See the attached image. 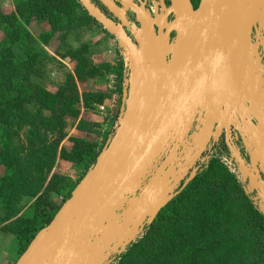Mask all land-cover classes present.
I'll return each instance as SVG.
<instances>
[{
	"label": "water",
	"instance_id": "obj_1",
	"mask_svg": "<svg viewBox=\"0 0 264 264\" xmlns=\"http://www.w3.org/2000/svg\"><path fill=\"white\" fill-rule=\"evenodd\" d=\"M166 1L152 17L135 0H77L125 53L122 113L94 164L14 264H115L194 179L220 109L233 118L239 103L249 167L232 148L229 156L264 216V40L251 43L253 31L264 33V0H199L196 8ZM194 121L200 126L191 132ZM185 145L190 150L180 151Z\"/></svg>",
	"mask_w": 264,
	"mask_h": 264
},
{
	"label": "trees",
	"instance_id": "obj_2",
	"mask_svg": "<svg viewBox=\"0 0 264 264\" xmlns=\"http://www.w3.org/2000/svg\"><path fill=\"white\" fill-rule=\"evenodd\" d=\"M190 1L196 8L199 0ZM13 5L10 13L0 9V25L5 26L0 40V133L5 139L0 149V204L5 219H10L21 198H35L31 209L11 228L21 254L69 198L79 180L94 164L105 140L96 144V140L88 141L78 136L69 138L73 146H62L58 158L76 165L81 172L80 177L73 180L56 172L49 179L45 191L39 193L29 164L21 160L11 144L16 130L25 124L34 125L35 120L30 116H36L46 128L57 129L66 117L75 114L79 102L82 101L84 108L92 109L94 103L101 105L110 94H116L118 111L123 106L126 67L123 58L118 57L116 62L102 64L97 70L91 68L87 58L81 54L87 51V47L82 46L67 53L77 61L74 69L77 79H82L83 74L90 75L95 71L100 74L104 70L106 74L115 76V88L109 95L95 92L80 99L78 95L64 97L63 89L55 94L39 86L26 89L28 76L35 71L37 53L30 51L22 58L15 48L30 40L27 26L31 22L49 25V31L39 36L43 44L51 35L67 29L76 16L83 24L100 26L77 0H15ZM25 103L34 105V114L25 112ZM44 111H49L51 116L43 118ZM117 118L115 115L113 120ZM88 126L94 125L86 119L78 120L81 130ZM58 196L62 201L56 199ZM235 198L244 202L240 211L245 214L243 224L248 230L243 236H234L229 223L227 207ZM115 258H118L115 264H264V216L252 205L249 195L236 178L217 158H213L159 211L152 224L145 227L141 238Z\"/></svg>",
	"mask_w": 264,
	"mask_h": 264
},
{
	"label": "rangeland",
	"instance_id": "obj_3",
	"mask_svg": "<svg viewBox=\"0 0 264 264\" xmlns=\"http://www.w3.org/2000/svg\"><path fill=\"white\" fill-rule=\"evenodd\" d=\"M14 1L0 0V9L4 13L12 12ZM4 27L0 25V40L3 38ZM27 30L31 35L30 40L15 48L22 58L27 52L37 53L35 71L28 76L26 89L39 86L52 94L63 89L64 97L73 98L78 95L80 99L87 98L95 92L109 95L111 89L114 90L115 79L111 78L114 75L106 74L104 70L100 74L98 71L90 75L83 74L82 79H77L76 72H74L77 61L67 55L70 50L74 51L86 46L87 51L81 54L87 58L91 68L96 70L102 64L116 62L118 57L125 60V53L118 46L116 39L102 28L92 23L83 24L76 16L67 29L51 35L48 42L44 44L39 40V36L49 31L48 24L33 21L27 26ZM87 70L90 69L87 68ZM24 110L30 114L35 113V107L31 103H25ZM121 113L122 106L118 111L116 110V94H110V97L101 105L94 103L92 109L84 108L82 101L79 102L75 114L66 117L63 125L57 129L46 128L41 125L36 116H30L35 120L34 125L25 124L19 127L11 139V144L16 148L21 160L29 164L33 180L39 187V193L45 191L49 179L56 172L73 180H78L80 177L81 172L76 165L58 158L62 146H73V143L68 140L69 138L78 136L88 141L96 140V144L105 140L103 149L112 137ZM115 115L118 118L113 120ZM49 116H51L49 111L43 112V118ZM79 119H86L89 124L92 123L94 126H88L81 130L78 127ZM3 140L5 139L0 133V149ZM55 154L57 156H54ZM247 195L250 199L253 196ZM52 198L55 199V196L52 195ZM56 199L62 201L61 196ZM34 200L35 198L29 196L21 198L15 205L14 214L10 219H5V212L0 204V264H14L21 255L20 247L11 228L21 216L31 209ZM251 203L262 212L259 201L255 202L254 200L253 202L251 199ZM243 205L242 199L235 198L232 204L227 207V211L230 213L229 223L234 236H243L248 230V227L245 228V224H243L246 220L245 214L240 211V207ZM144 233L145 231L142 235Z\"/></svg>",
	"mask_w": 264,
	"mask_h": 264
},
{
	"label": "flooded vegetation",
	"instance_id": "obj_4",
	"mask_svg": "<svg viewBox=\"0 0 264 264\" xmlns=\"http://www.w3.org/2000/svg\"><path fill=\"white\" fill-rule=\"evenodd\" d=\"M136 2H142L145 4L147 0H135ZM158 1V0H157ZM159 3V1H158ZM166 6H168V2L164 0L163 2ZM128 19L133 20V17L131 13H127ZM259 36L256 38L255 31L251 34V43L256 44L257 42L260 43L264 40V33L262 30H259ZM173 36V34H172ZM258 57L260 61V75L262 77V88L264 89V49H262V46L258 47ZM239 72V71H238ZM239 82V85H242L244 83L243 78H239L237 80ZM235 109L237 112L234 114L233 118H227L223 115V107L220 109V113L217 115V122L214 123V128L212 135L210 139L208 140L207 144L204 147V151L198 153V149L193 150L190 152L187 156L186 164H190V160L195 156V154L198 156L193 169L196 170L195 173H198L201 167L202 159L208 152L214 151L216 153H223L229 155V150L232 148L233 150L237 151L240 155V158L244 161V164L249 167L250 161H249V154L245 149V145L243 143L245 139V133H244V125L242 121V117L244 118V121L246 122V116L244 109L242 108L241 104L239 103ZM232 112H230L231 114ZM220 120V122H219ZM231 120V121H230ZM252 123L256 124V121L254 119H251ZM199 122H193L191 132H195L197 127H199ZM216 128L217 131H216ZM190 150V146L185 145L184 148L181 147L180 151L188 152ZM196 156V157H197ZM237 167V165H236ZM190 171H188V174ZM261 174V178H264V174ZM245 184H247V180L245 181ZM182 185V182L180 183V186ZM252 195H254V191H252Z\"/></svg>",
	"mask_w": 264,
	"mask_h": 264
},
{
	"label": "built area",
	"instance_id": "obj_5",
	"mask_svg": "<svg viewBox=\"0 0 264 264\" xmlns=\"http://www.w3.org/2000/svg\"><path fill=\"white\" fill-rule=\"evenodd\" d=\"M158 1L157 0H147L146 2V7H145L146 11L152 17L161 13V0H158ZM124 77H125V73H124ZM111 78L115 79V76H112ZM213 158H217L219 162L229 171V173H231L236 178V180L242 185L243 188L246 187V184L242 180L243 178L238 168L236 167V165L234 164V162L232 161V159L230 158L228 154L216 153L214 151L208 152L206 156H204V158L202 159L201 167L198 173L201 172L203 169H205L208 162ZM249 194L252 195V192H249Z\"/></svg>",
	"mask_w": 264,
	"mask_h": 264
},
{
	"label": "bare ground",
	"instance_id": "obj_6",
	"mask_svg": "<svg viewBox=\"0 0 264 264\" xmlns=\"http://www.w3.org/2000/svg\"><path fill=\"white\" fill-rule=\"evenodd\" d=\"M261 208H262V210H263V206H262V204H261Z\"/></svg>",
	"mask_w": 264,
	"mask_h": 264
},
{
	"label": "crops",
	"instance_id": "obj_7",
	"mask_svg": "<svg viewBox=\"0 0 264 264\" xmlns=\"http://www.w3.org/2000/svg\"><path fill=\"white\" fill-rule=\"evenodd\" d=\"M120 53V52H119ZM111 63H113V62H111Z\"/></svg>",
	"mask_w": 264,
	"mask_h": 264
}]
</instances>
